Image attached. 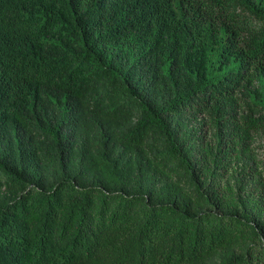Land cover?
Masks as SVG:
<instances>
[{
  "label": "trees",
  "instance_id": "trees-1",
  "mask_svg": "<svg viewBox=\"0 0 264 264\" xmlns=\"http://www.w3.org/2000/svg\"><path fill=\"white\" fill-rule=\"evenodd\" d=\"M100 86L110 124L89 162L102 178L82 181L87 161L48 184L38 150L24 146L19 168L0 156L13 194L0 202V264H83L111 243L125 263L198 264L248 238L224 264H264V176L247 196L225 182L237 132L264 131V0H0L8 139L35 119L67 165L62 139L79 125L67 121ZM48 109L63 114L41 126ZM207 124L216 142L197 158Z\"/></svg>",
  "mask_w": 264,
  "mask_h": 264
},
{
  "label": "rangeland",
  "instance_id": "rangeland-1",
  "mask_svg": "<svg viewBox=\"0 0 264 264\" xmlns=\"http://www.w3.org/2000/svg\"><path fill=\"white\" fill-rule=\"evenodd\" d=\"M102 87L103 86L96 87L95 90L88 93L86 98H84L85 105L81 106V109L74 107L71 113V118L67 121L72 127L73 121L71 119L73 117V120H77L79 124L76 130V135H68L69 133H67V137L62 139L64 140L65 150H68L66 157L67 165L63 166L61 164V153L59 152L60 150L58 149L56 138L47 135V131L39 127V123L35 119L32 121L33 125L30 130H20L17 133H14L9 139L8 136L4 134V131L0 130V133L7 137L0 138V156L7 158L10 165L19 168L24 146H29L30 149L34 148L35 150H38V163L36 170L39 175H41V181L44 183L47 182L48 184L57 181L63 176V174L81 172L83 169L81 163L84 164L87 161V172L82 175V181L89 182L90 180L96 179V175L102 178L101 171L89 162L92 159L98 160V158H104V151L101 147L102 144L97 140L102 133L101 128L103 126H106L107 128L110 124L109 121H103V117H106L105 113H108V107H106L107 103L101 105L96 104L97 101L100 100L99 92H101ZM107 101L108 100H104L103 102ZM101 106H103L102 109H99ZM111 107L112 105L109 106V108ZM62 114L63 109H48V111L42 113L40 119L43 120L40 122V125L44 122L55 124V122L59 120V117L56 116ZM201 120L193 118L187 125L188 127L184 129V132L189 135L190 133H195L196 130H200ZM213 132L214 131L210 129L208 124L207 127L200 132V134L206 133L208 139L204 140L205 142L203 146L201 140L195 141L193 152L197 158L200 157V150H204L207 141L213 143L216 142L212 140ZM86 136H91L92 141L90 143L89 139L86 142ZM235 137L239 142V146L242 147L241 154L239 156H234L233 159L225 160V162H227L225 164H228L227 167L230 170L225 182H227L228 186L233 189L234 196L237 194L247 196L248 192L258 185L257 179L264 176V131L254 132L252 134H245L243 131H240L237 132V136ZM9 147L11 148V151L9 150ZM171 176L177 178L176 173H172ZM1 182L0 202H4L12 197L13 194L12 189L5 179H2ZM199 208H201V206H199ZM261 214L263 218L261 219V222L262 225H264V212L262 211ZM251 243V239L248 238L235 250L221 252L212 257L205 256L206 259L200 261L198 264H224L225 260L230 256L236 257L247 255L249 252L247 245ZM116 246L117 243H111L102 250H95L92 259H82L83 264H133L132 262L125 263L120 259L121 257L119 254L122 248H116Z\"/></svg>",
  "mask_w": 264,
  "mask_h": 264
}]
</instances>
